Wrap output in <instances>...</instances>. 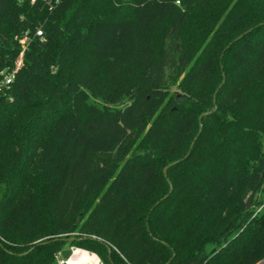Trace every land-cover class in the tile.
Here are the masks:
<instances>
[{
	"label": "trees",
	"instance_id": "obj_1",
	"mask_svg": "<svg viewBox=\"0 0 264 264\" xmlns=\"http://www.w3.org/2000/svg\"><path fill=\"white\" fill-rule=\"evenodd\" d=\"M23 50L0 264L72 233L104 264L264 261V0H0V71Z\"/></svg>",
	"mask_w": 264,
	"mask_h": 264
},
{
	"label": "built area",
	"instance_id": "obj_2",
	"mask_svg": "<svg viewBox=\"0 0 264 264\" xmlns=\"http://www.w3.org/2000/svg\"><path fill=\"white\" fill-rule=\"evenodd\" d=\"M36 36L40 37L42 36V32L40 29H37L36 31ZM28 41V36H24L21 40L20 43L25 50V45ZM24 50L20 52L18 58L15 60L14 66L11 69L7 70H2L0 71V97L6 96L10 90L12 83L15 78V74L17 71L22 67L23 64V56H24ZM70 238H75L79 236L78 233H72L67 235ZM110 246L109 244H107ZM111 247V246H110ZM112 248V247H111ZM64 250H70V256L68 258H64L62 256V252ZM58 253L56 256L57 264H104L101 259L93 252L83 250L77 247H69L68 249H64ZM81 252L85 254L88 258H81L80 253Z\"/></svg>",
	"mask_w": 264,
	"mask_h": 264
},
{
	"label": "water",
	"instance_id": "obj_3",
	"mask_svg": "<svg viewBox=\"0 0 264 264\" xmlns=\"http://www.w3.org/2000/svg\"><path fill=\"white\" fill-rule=\"evenodd\" d=\"M242 36H240L239 38H241ZM216 93H217V91L215 92V94L213 95V103H215V98H216ZM176 99L178 100V102L179 103H182V102H185V99H183L181 96H176ZM149 156H151V154L149 153L148 154ZM168 168H169V166H166L164 169H163V174H164V176L166 177L167 176V170H168ZM253 197H254V193H252V194H250L249 195V197H248V199H247V201H246V208L247 209H249L250 208V206H251V203H252V200H253ZM76 240H80V239H76V238H69V239H67V240H65L67 243H73L74 241H76ZM107 246V250H108V254L110 255L111 254V252H112V248L110 247V246H108V245H106ZM70 250H64L63 252H62V256L64 257V258H68L69 256H70ZM260 264H264V261L262 262V263H260Z\"/></svg>",
	"mask_w": 264,
	"mask_h": 264
},
{
	"label": "rangeland",
	"instance_id": "obj_4",
	"mask_svg": "<svg viewBox=\"0 0 264 264\" xmlns=\"http://www.w3.org/2000/svg\"><path fill=\"white\" fill-rule=\"evenodd\" d=\"M124 1H126V0H124ZM124 3H126V2H124ZM258 198H259L260 201L264 204V192H263L262 194H260V195L258 196ZM262 207H264V205H262ZM69 247H70L69 244L66 245V249H68Z\"/></svg>",
	"mask_w": 264,
	"mask_h": 264
},
{
	"label": "bare ground",
	"instance_id": "obj_5",
	"mask_svg": "<svg viewBox=\"0 0 264 264\" xmlns=\"http://www.w3.org/2000/svg\"><path fill=\"white\" fill-rule=\"evenodd\" d=\"M77 253H80V257H81V258H88L85 254H83V253H81V252H79V251H78Z\"/></svg>",
	"mask_w": 264,
	"mask_h": 264
}]
</instances>
